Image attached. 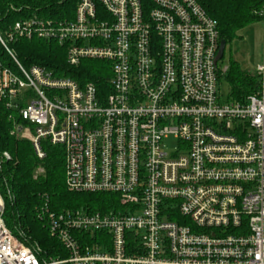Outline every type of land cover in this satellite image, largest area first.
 <instances>
[{"label":"built area","instance_id":"built-area-1","mask_svg":"<svg viewBox=\"0 0 264 264\" xmlns=\"http://www.w3.org/2000/svg\"><path fill=\"white\" fill-rule=\"evenodd\" d=\"M207 1L78 0L73 19L34 14L0 30L14 63L0 59V102H24L37 157L41 141L60 145L69 192L119 197L109 212L45 205L59 245L46 257L7 228L0 183V264H264V62L256 93L223 96ZM36 38L68 44L71 66L110 62V90L24 67L10 46ZM9 159L0 153V172Z\"/></svg>","mask_w":264,"mask_h":264},{"label":"trees","instance_id":"trees-1","mask_svg":"<svg viewBox=\"0 0 264 264\" xmlns=\"http://www.w3.org/2000/svg\"><path fill=\"white\" fill-rule=\"evenodd\" d=\"M78 0H0V30L21 19L36 14L50 19H73ZM208 15L217 22L221 41L233 42L239 32L261 19L257 0H209L203 3ZM19 62L26 68L38 66L56 78L75 80L80 85L92 83L99 89L110 90L111 64L108 61L83 59L78 66L68 63V44L56 40L19 39L11 44ZM0 59L5 66L14 63L0 45ZM227 86L230 102H240L258 90L260 80L256 74L243 72L237 62L220 75ZM221 89V87H220ZM9 109L0 102V153L10 159L3 163L0 183L8 184L12 200H6L4 221L7 228L25 245L39 247L44 256L56 257L54 248L58 241L48 231L43 209L63 213L77 209L109 212L119 206V197L110 194L72 193L66 187L65 151L49 140L41 141L45 158L40 160L30 140L23 137L21 129L27 127L19 110ZM5 193V190H4Z\"/></svg>","mask_w":264,"mask_h":264},{"label":"rangeland","instance_id":"rangeland-1","mask_svg":"<svg viewBox=\"0 0 264 264\" xmlns=\"http://www.w3.org/2000/svg\"><path fill=\"white\" fill-rule=\"evenodd\" d=\"M237 62L243 72L256 74L264 62V20L253 23L239 32L238 37L225 48L219 68L226 71L230 62ZM223 96L227 98V86L221 83ZM178 149V140L170 137L165 142V150L173 153Z\"/></svg>","mask_w":264,"mask_h":264},{"label":"water","instance_id":"water-1","mask_svg":"<svg viewBox=\"0 0 264 264\" xmlns=\"http://www.w3.org/2000/svg\"><path fill=\"white\" fill-rule=\"evenodd\" d=\"M225 48H226V42L225 41H221L220 47H219V52H218V55H217V58H216V63L223 59Z\"/></svg>","mask_w":264,"mask_h":264}]
</instances>
